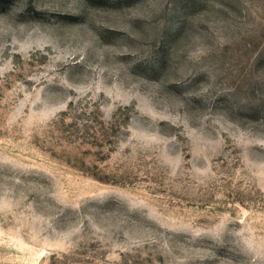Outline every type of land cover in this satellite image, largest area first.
<instances>
[{"label": "rangeland", "instance_id": "rangeland-1", "mask_svg": "<svg viewBox=\"0 0 264 264\" xmlns=\"http://www.w3.org/2000/svg\"><path fill=\"white\" fill-rule=\"evenodd\" d=\"M0 264H264V0H0Z\"/></svg>", "mask_w": 264, "mask_h": 264}]
</instances>
